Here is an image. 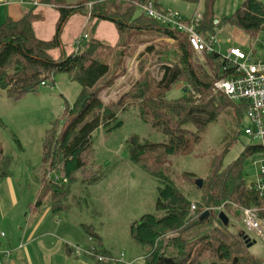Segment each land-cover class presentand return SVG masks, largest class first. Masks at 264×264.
<instances>
[{"label": "trees", "instance_id": "trees-1", "mask_svg": "<svg viewBox=\"0 0 264 264\" xmlns=\"http://www.w3.org/2000/svg\"><path fill=\"white\" fill-rule=\"evenodd\" d=\"M90 1L92 2L78 0L70 3L67 0H40L41 5H52L58 12L53 36L48 40L38 39L33 33L32 24L42 17L36 11L35 5L28 7L20 19L9 18L0 24L2 97L18 100L35 91L41 86V82L53 79L60 73L66 74L80 86L76 99L65 107L61 132L57 136L49 135L51 127H48L44 133L38 167L42 170L43 180L34 178V181L62 188L64 183H58L51 176V171L58 167L64 178L72 180L74 174L84 167L81 155L91 148L93 133L100 127L106 132L120 128L122 120L119 114L129 111L135 103L141 122L158 128L166 137L165 142H151L134 134L126 141L129 161L159 181L154 206L155 211L163 214L156 216L145 213L129 228L130 237L143 251L144 264H264V258L252 255L240 236V232H245L241 207L255 206L260 210L259 215L264 218V196H259L253 190L252 184H246L241 168L244 157L252 152H259L256 146H245L239 157L226 167L219 163L211 169L208 168L209 175L205 180L201 179L202 185L198 187L194 183L199 198L195 200L192 213L190 200H186L176 191L162 170L170 157L189 154L197 143L198 134L221 114L230 115L236 122L241 120L242 106L235 105L218 92H212L213 83L220 78H228L233 74V69L217 52L204 53L203 64L196 62L195 52L186 34L171 28L169 24L146 16L136 6L137 2L153 1L156 10L164 13L155 0H96L88 13L87 4ZM183 1L202 7V19L195 31L204 38L213 35V21L217 19L213 15L215 0ZM137 9L141 12L135 16ZM75 13L88 16L90 20L112 23L117 33V41L108 44L87 35L79 46L66 53L60 35L68 18ZM181 20L189 23L190 17L181 16ZM224 22L244 32L249 39H254L259 34L264 35V4L258 0H244ZM150 34L174 41L172 45L163 44V48L158 50L153 51V46H149L144 51L153 52L151 57L158 54L162 63L160 78L155 79L139 63L140 78L131 90L110 106H103L98 92L111 85L110 79L117 75L118 69H121V73L124 72L125 67L122 64L125 54L120 50L113 56L111 72L110 64L101 59L102 51L125 46L131 37ZM109 74L111 77L107 79ZM178 82H183L187 89L176 99H166V92ZM231 135L234 142L235 136ZM14 143L19 149L17 139ZM227 147L224 148L225 151ZM14 159L15 157L6 155L0 131V179L10 175ZM211 165L212 161L209 167ZM34 170H31V179ZM47 173L49 175L46 177ZM46 189L36 190L35 207L43 204L42 198L46 196ZM58 190L55 191L60 193ZM205 210L210 215L200 220V215ZM219 212L226 215L227 224L217 220ZM81 227L99 248L102 240L99 234L88 225L82 224ZM166 232L172 233V236L167 237L165 242L162 239L157 241ZM183 235L189 239H185ZM169 248L173 250L168 251ZM71 251L75 253L74 248H66V254ZM93 251L97 255L105 252L102 248ZM122 254L118 253V257H111L108 262L128 264ZM89 258L93 260V257ZM93 262L103 264L96 257Z\"/></svg>", "mask_w": 264, "mask_h": 264}, {"label": "rangeland", "instance_id": "rangeland-1", "mask_svg": "<svg viewBox=\"0 0 264 264\" xmlns=\"http://www.w3.org/2000/svg\"><path fill=\"white\" fill-rule=\"evenodd\" d=\"M67 1L73 3L78 0ZM94 1L96 0H92V2ZM243 1L215 0L213 4V15L219 21L221 20L220 26L218 27L219 31H215L216 42L219 45L221 54H226L229 48H239L245 54L253 50V57L264 60V47L260 43L264 41L263 34H259L254 39H249L244 32L224 22V19L229 17ZM258 1L264 4V0ZM36 2H39V0H36ZM155 2L165 12H175L185 18L191 17L194 12H202L201 5L192 4L183 0H155ZM24 8H26V4L9 0L0 6V17L3 20L6 18L17 20L22 17ZM109 8H107L108 11L110 10ZM87 9L89 13L90 7ZM120 11L122 10L120 9ZM140 12L137 9L135 16L139 15ZM109 25L110 22H105L104 27H98L102 39H113L114 31L111 26L108 27ZM38 26H36V35L38 37L46 38L50 36V31L53 27V16L50 12L47 13L44 20ZM83 31L87 35H90L89 32L92 33L94 30H92L91 24L88 25L86 30L82 28L79 23V15L74 14L66 23L60 35V40L65 46V49L68 50L73 46L71 40L74 35L79 32L82 35ZM127 41L128 43L125 46L102 51L103 56L101 59L110 64L111 72H113V56L120 50H123L125 54L123 59L124 63L122 64L125 67L124 72L121 73V69H118L116 76L111 77L109 74L107 79L111 77V85L102 88L98 92V98L103 103V106H110L123 94L131 90V87L140 78V72L138 71L139 63L145 71L151 73V76L159 79L161 75L160 65L162 63L159 61L158 54L151 57L153 52L145 53L144 51L149 46H153L154 51L163 48V44H174L173 40L151 34L131 37ZM139 56L141 57L138 59ZM194 58L196 62L202 64L205 62L203 55L198 56L195 54ZM56 76L64 78L66 80L65 82L70 83V86L66 88L63 81H60L58 84V81L55 80ZM56 76L53 79H46L45 87L39 86L35 91L27 93L18 100H10L2 97L3 93H0V125H2L0 131H2V145L6 151L9 149L13 150L14 146L17 147L16 143H14V140L17 139L19 145H23L25 149V152H22L24 154L19 155L13 161L12 175L14 178H24L25 175L27 178L30 168L36 166V163H40L39 158L42 154V140L46 129L51 127L49 135L54 134L55 136L62 130L63 125L61 126V124H63V119L65 118V107L66 105H71V100L77 93L76 91L74 94V90L78 88V85L74 82L67 81L68 79L62 73ZM184 89H187L185 84L178 82L166 92V99L172 100L180 97ZM212 92L217 94L214 90ZM194 96L197 97L196 94ZM235 105H240V103L236 102ZM137 110V106L134 103L132 108H129V111L119 114L122 120V126L120 128L106 132L100 127L93 133L91 148L81 155L84 167L75 173L73 177L77 181L80 180L78 183H85L80 187H76L75 189L77 191H73L79 197L78 199L81 205L83 206L85 202L88 209L86 211L84 210L83 212L85 213L83 214L79 213L80 219L78 218L79 220L77 221L90 226L107 242H111L118 248L123 249L122 258L124 260L130 256L137 257V255L143 254L141 247L133 243L134 241L129 235L128 229L131 226L130 223L133 224L134 221L138 222L139 217L144 213H152L156 216L163 214V212L155 211L154 206L159 181L144 173L136 164L129 161L127 158L126 141L134 134L140 138L148 139L151 142H165L166 137L158 128H153L150 124L141 122L138 118ZM228 110H230L229 107ZM248 126L249 122L244 116L240 121L236 122L230 115L221 114L220 117L208 124L198 134L197 143L189 154H179L166 160V167H162L163 175L171 180L177 192L181 193L186 200H190V204L194 205L195 200L199 198V195H197L199 192L194 187L196 179L205 180L209 175L208 168L211 169L219 163H221L222 167H226L239 157L245 146L258 143L257 139L251 138L243 133L244 128ZM55 131L56 133H54ZM231 134L235 136L234 142H232ZM225 147H227L226 151L224 150ZM36 155H39V158H36ZM257 160L258 154L252 152L244 157L241 162L244 179L248 185H251L256 179ZM211 161L212 165L209 167ZM96 164L101 166H96ZM42 175V170L38 167L35 168L32 177L34 186L31 185V187H35L36 190L49 188L46 189V196L42 198L47 204L51 206L57 205L60 202H65V204L69 202L74 203L77 200L74 192L72 195V191L67 189L68 183H72L73 179L68 180L66 182L67 184L64 183L65 186L59 189L55 186H47V183L38 182V180H43ZM48 175L47 173L46 177ZM51 176L54 178H60L59 176H62L58 167L51 171ZM34 178L38 180L34 181ZM58 181H60L58 183H61V178ZM55 190L60 191V193H57ZM236 229L238 228L236 227ZM203 230L206 231L207 229L203 228ZM75 231L77 233L76 236L81 241L76 247V257L79 261L87 262V258L89 257L87 256V251L89 248L92 247L93 249L97 248L101 250V247L98 248L97 244L92 242V240L82 241L81 239L84 233L80 229H75ZM169 236H172V233L166 232L157 238V241L162 239V242H165ZM182 237L187 238L184 235ZM67 238L69 240L66 241L73 244L71 241L73 238L71 239L69 236ZM251 238L255 243L248 248V251L252 255L263 259L264 237L261 239L251 235ZM131 245L134 246L132 247ZM172 250L171 248L168 249V251ZM94 256L96 259L98 256L103 258L100 261L103 264H116V261H113L114 263L108 261H110L111 257H118V252L117 254L115 252L113 254L104 252L100 255L94 253L90 257H93L94 260ZM74 263L79 264L77 262ZM133 264H144L143 256L134 260Z\"/></svg>", "mask_w": 264, "mask_h": 264}, {"label": "crops", "instance_id": "crops-1", "mask_svg": "<svg viewBox=\"0 0 264 264\" xmlns=\"http://www.w3.org/2000/svg\"><path fill=\"white\" fill-rule=\"evenodd\" d=\"M31 2L35 3L34 5L36 6V11L40 12L42 15L40 20L32 24L33 33L38 39L48 40L53 36L55 24L58 19V12L52 5H41L40 0L39 2H36V0ZM30 6L32 5L26 4V8H24L22 13L23 15L27 12L28 7ZM49 12L53 16V27L50 31V36L46 38L38 37V35H36V26L39 27V23L44 20L45 16ZM75 14L79 15V23L85 30L87 29L88 25L91 24L92 30L94 31L92 33L89 32V36H93L108 44H114L117 41V33L113 24L110 23V25L108 26H111L114 31L113 39L105 40L100 37L98 27H104L103 25L106 21H96L94 19L90 20L88 16H85L83 14ZM73 16L74 14L68 18L67 22ZM5 20L0 17V24H2ZM84 34L87 35V33L83 31L82 35ZM82 35L80 34V32L74 35L73 39L71 40L73 46H71L68 50L65 49V46L61 42L63 50L66 53H70L75 48V39ZM63 75L66 76V78L68 79L67 81L73 82L68 78L66 74ZM55 80L58 81V84L60 83V81H63V84L66 86V88L70 86V83L65 82L66 80L64 78H59L56 76ZM79 90L80 86L78 85V88L74 90V94L76 91L77 93L71 100V104L76 99ZM22 152H25L23 145H20L19 149L16 146H14L13 150L9 149L6 151L5 149L6 155L12 158H17L19 155L24 154ZM36 158H39V155H36ZM40 159L41 156L39 158V162ZM36 164V166H32L30 168V171L27 174V178L25 177L26 175L24 176V178H14L12 175V169L9 176L0 179V231H3L5 233V237L1 240L0 246L2 250L9 251V255L7 256H3L2 254H0V264H75L74 262H77L79 264H96L89 257L87 258V262L79 261L76 257V252L74 253L73 251H71V253L66 254V248L69 247L71 249H76L78 243L81 242L76 236L77 233L75 229H80L84 233L81 225L85 223L79 222L77 220L80 219V214L85 213L83 212L84 210H88L87 204L84 202L82 206L79 202V197L76 196L73 190L77 191V189L75 188L80 187L85 183H78L80 182V180L77 181L76 179H73L72 183H68L67 189H70L72 191V195L74 192V195L77 198L74 203L69 202L65 204V202H60L57 205L50 206L49 204H47V202L44 201L43 204L35 207L34 202L36 189L35 187H31V185L34 186V184L30 177V173L31 170L40 166V163ZM96 166L101 165L96 164ZM60 173L62 175L59 176L61 178V183H66L68 180L64 178L62 172ZM60 178L55 177L57 182H60L58 181L60 180ZM65 236H69L71 239L73 238V240H71L73 244H71L69 241H66L69 239L67 237L65 238ZM99 236L102 239L100 242V247L104 249L105 253H123V249L118 248L111 242H107L102 238L100 234ZM81 240L89 241L90 238L84 233ZM141 256L142 255H137V257L130 256L125 261H128V264H133L134 260L140 258Z\"/></svg>", "mask_w": 264, "mask_h": 264}, {"label": "built area", "instance_id": "built-area-1", "mask_svg": "<svg viewBox=\"0 0 264 264\" xmlns=\"http://www.w3.org/2000/svg\"><path fill=\"white\" fill-rule=\"evenodd\" d=\"M9 0H0V6ZM21 4L35 3L29 0H15ZM95 3L89 2L88 7ZM136 6L146 15L163 23L169 24L171 28L177 29L187 35V39L198 56H204V53L217 52L226 61L227 65L233 69V74L228 78H220L213 83V90L224 95L230 102H239L243 109V116L249 122V126L244 128L243 133L251 138L257 139L255 144L259 149L258 160L256 162V179L252 183L253 190L259 195L264 196V60L253 57L254 51L243 53L239 48H229L226 54H221L219 45L216 42V32L219 31L220 21L214 19V34L208 38L199 35L195 28L202 19L201 13L194 12L190 17L189 23L181 20V15L175 12H159L154 7L153 1L147 3L137 2ZM216 31V32H215ZM87 35H82L75 39L74 45L79 46ZM264 47V41L260 42ZM218 47V48H217ZM46 86L45 82L40 83ZM195 206L191 204L192 213ZM242 226L248 236L263 239L264 237V218L259 215L260 210L255 207H241ZM5 233L0 231V243L4 239ZM252 239V238H251ZM76 252V249H75ZM0 254L9 255L8 250H2ZM94 254L93 248H89L87 256ZM99 261L103 258L97 257Z\"/></svg>", "mask_w": 264, "mask_h": 264}, {"label": "water", "instance_id": "water-1", "mask_svg": "<svg viewBox=\"0 0 264 264\" xmlns=\"http://www.w3.org/2000/svg\"><path fill=\"white\" fill-rule=\"evenodd\" d=\"M185 91V89H184ZM195 184L196 186L200 187L202 185V180L201 179H196L195 180ZM210 215V212L208 210H205L201 215H200V220L206 218L207 216ZM217 220L221 221L223 224H227L228 222V218L226 217V215L223 212H219L217 214ZM240 236L243 239V241L246 244V247L249 248L250 246H252L255 241L253 239H251L248 234H246L245 232H240Z\"/></svg>", "mask_w": 264, "mask_h": 264}]
</instances>
